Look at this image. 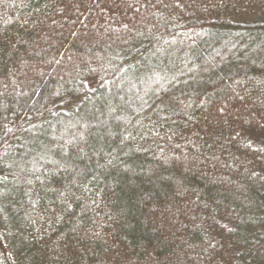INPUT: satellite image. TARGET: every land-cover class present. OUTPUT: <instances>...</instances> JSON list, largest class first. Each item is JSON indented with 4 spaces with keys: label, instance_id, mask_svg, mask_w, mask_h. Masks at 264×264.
Instances as JSON below:
<instances>
[{
    "label": "trees",
    "instance_id": "1",
    "mask_svg": "<svg viewBox=\"0 0 264 264\" xmlns=\"http://www.w3.org/2000/svg\"><path fill=\"white\" fill-rule=\"evenodd\" d=\"M0 264H264V0H0Z\"/></svg>",
    "mask_w": 264,
    "mask_h": 264
}]
</instances>
